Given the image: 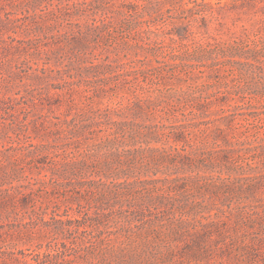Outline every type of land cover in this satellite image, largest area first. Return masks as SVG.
I'll list each match as a JSON object with an SVG mask.
<instances>
[{"label": "trees", "instance_id": "16d2710c", "mask_svg": "<svg viewBox=\"0 0 264 264\" xmlns=\"http://www.w3.org/2000/svg\"><path fill=\"white\" fill-rule=\"evenodd\" d=\"M260 2L0 0V52L25 67L11 97L44 109L0 149V264H130L161 231L133 229L143 204H164L168 235L189 237L184 264H264L243 234L264 230V208L240 205L264 182L249 176L256 157L264 169V11L224 20ZM124 200L139 208L109 230ZM82 201L101 210L72 214Z\"/></svg>", "mask_w": 264, "mask_h": 264}, {"label": "rangeland", "instance_id": "374dc122", "mask_svg": "<svg viewBox=\"0 0 264 264\" xmlns=\"http://www.w3.org/2000/svg\"><path fill=\"white\" fill-rule=\"evenodd\" d=\"M71 7L66 6L65 10L68 11ZM261 11H264V2L257 3L254 8H238L232 11H227L224 14V20L230 23L231 19L236 22V27L240 24H246L252 19L258 18L261 15ZM40 12V8L37 9ZM70 21L68 18L67 22ZM123 54V53H121ZM107 56V54H105ZM10 52H0V149L5 150L15 142H21L22 140L28 139V127H31L33 121L41 120L44 114V109L39 105V101L36 98H21L19 101L13 100L11 96H20L25 92L21 86V80L25 74V67H23V55L18 58H13ZM9 63H8V61ZM13 70V72H11ZM10 90H9V89ZM13 92H19V94L12 95ZM255 103V101H254ZM208 148L213 147L216 149L220 148V144L217 141L211 140V144L208 143ZM261 157L254 159L256 167L250 171L249 176L253 181L261 178L264 181V169L260 165ZM227 175L226 173H223ZM1 187H5V184ZM3 189V188H1ZM241 207L247 211L252 212L257 207L259 209L264 208V182H259L256 186L247 192V199L240 203ZM99 204L87 205L86 202L73 203L70 207V212L74 215H80L78 212H89L97 215L101 210ZM159 207L147 206L146 204L141 205L142 214L138 215L134 219V230L146 231L153 225L159 230V234L152 232L147 234L145 239H140L134 243V249L130 251L131 262L130 264H184L191 256L186 251L185 242L189 237L183 236H169L168 227L166 226L169 218L167 216V209L164 204L158 205ZM9 204H2L0 206V223L6 221L9 213ZM104 207H107L104 206ZM139 206L129 205V200L122 201V205H118L112 209L113 216H119L117 222L111 221L107 223L108 229L112 231H122L123 226L127 224L126 218L129 215L132 216L133 210H138ZM8 209V210H7ZM138 213V212H137ZM222 226L219 229H223L227 223H221ZM242 225V223H240ZM243 227H246L243 226ZM111 231V232H112ZM228 231V230H227ZM116 232V233H118ZM231 232V231H228ZM243 234L248 236L247 238H253L258 240V250L264 251V230H260L257 225L253 227H246L243 230ZM263 240L262 247L259 245L260 241ZM218 251H213L216 257ZM113 258V257H112ZM110 264H116L117 260L112 259ZM193 262V261H192ZM77 264H81L78 262Z\"/></svg>", "mask_w": 264, "mask_h": 264}]
</instances>
